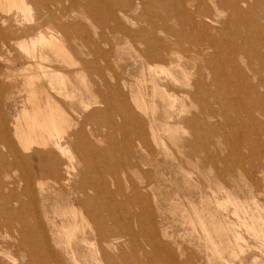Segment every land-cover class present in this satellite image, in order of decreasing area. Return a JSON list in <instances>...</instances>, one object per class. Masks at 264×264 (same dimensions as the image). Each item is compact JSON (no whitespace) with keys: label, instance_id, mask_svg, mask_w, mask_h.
<instances>
[{"label":"rangeland","instance_id":"obj_1","mask_svg":"<svg viewBox=\"0 0 264 264\" xmlns=\"http://www.w3.org/2000/svg\"><path fill=\"white\" fill-rule=\"evenodd\" d=\"M22 2L23 12L0 0V184L13 183L14 196L0 207L17 227L0 225V264H75L55 214L73 199L81 217L93 214L84 237L99 264H264V0ZM46 26L58 46L36 45L35 62L16 45ZM155 47L185 52L189 74L156 81L175 100L156 98L151 115L140 52ZM20 72L40 79L42 117L63 119L66 154L15 141L23 107L36 110ZM139 87L147 109L135 105ZM196 217L232 224L235 256L215 255ZM80 239L76 263L94 264Z\"/></svg>","mask_w":264,"mask_h":264},{"label":"bare ground","instance_id":"obj_2","mask_svg":"<svg viewBox=\"0 0 264 264\" xmlns=\"http://www.w3.org/2000/svg\"><path fill=\"white\" fill-rule=\"evenodd\" d=\"M2 2H3V4L6 3V5H7V3L10 4L9 6H13L15 9H18L22 12L25 9L23 7H27V6H24V3H23L24 1L22 2V0H2ZM26 10H28V8ZM64 19H65V17H64ZM62 21H64V20H62ZM1 23H4V20H1ZM44 28L45 27H43V29ZM36 31L37 32H35V34L32 36V39H29L28 42H25V41L20 42L19 41L20 43H18L17 45L15 44L18 49L22 50L21 52L24 51L25 55H26V53L29 54L31 59L34 60L35 62L43 59V56H42L43 51H42V49L41 50L39 49L37 51L36 45H38V47H41V48H43V47L54 48L55 46H58L57 42L55 41L54 36L52 34V32H54V31H52L49 27L45 28L44 30L41 29V31H40V29L36 30ZM59 43H61V42H59ZM62 44L63 43H61V46H62ZM157 47L152 48V49L143 50L142 52H140V57L142 58V62L144 63L143 65H145V68L148 69V81H146V83L148 84V87H146V88H149V91L151 94V97H150L151 100L150 101L147 100L146 97L142 95V92H141L142 88L141 87L136 89L137 92H136V96L134 98L135 105L139 109H147L146 103H147V101H149V103L151 104V107H150V109H151L150 114L151 115H153V113H154V110H153L154 101L153 100H155L156 98L160 99L161 102L165 103L167 106L169 105L170 108H171L172 101L175 100V97L173 95L168 94L164 91H161L159 89V85L157 84L156 81H162V83H165L167 85H169V84L176 85L177 80H176L175 76L177 75V73H180L183 76V78L187 77V75L189 74L188 71H186V68L180 63L182 56H184V57L186 56L185 52L179 51V53H177L176 51H166L167 49L165 50V48L159 49ZM189 49L192 50V49H194V47L191 46V48H189ZM192 51H195V50H192ZM154 63L155 64L161 63V64L167 65L169 68L168 73L163 72L162 69L157 70L158 68H151L150 65L154 64ZM143 71H144V69H143ZM146 72H147V70H146ZM202 72L203 71L198 69V71L195 73V75L199 78H203L204 75L207 76L206 73L203 74ZM43 73H41V74H43ZM17 74H18V72H17ZM48 74H51V73L48 72ZM19 75L22 78L21 86H22V88L25 89V93H27V96L30 98L32 105L35 104L36 110H34V112L31 115H27L29 113H25V111H26V110H24L25 106L23 107L24 128H23V130L17 129L15 136H17L18 139H16L15 141L22 140L25 142H30V144H31V143H35V142L38 143L40 140L41 141V142H39V143H41L40 145H45L46 141H49V142L51 141L52 142L51 145L53 146V148H55L56 151H58L59 153H63L64 149L60 145V140L62 139L60 137V135L63 134L62 133V127L64 125L63 119L54 118V117L52 118V109L50 111L51 115L47 114L48 117H47V115H46V117H42L41 113L38 110V103H36L38 92H41V93L43 92V91H41V89L39 90L38 87H35L39 78H37V76L32 77L31 74H30L31 76L30 75L27 76V75L21 74V72L19 73ZM46 75H47V73H46ZM16 77H18V76H16ZM139 82H140V80H139ZM143 83L145 84V82H143ZM139 85H140V83H139ZM45 92H47L46 89H45ZM51 104H53V103H51ZM39 108H40V106H39ZM43 115H44V113H43ZM152 138L153 139L156 138V136L154 135V132H153ZM19 145H21V144H19ZM34 147H36V146L34 145ZM25 148L26 147L24 146V149ZM6 149H7V153L8 154L10 153V156L11 155L13 156V154H15V150H12L10 147H8V145H7ZM28 149H30V148H28ZM69 160L71 161V159H69ZM7 170H8V165L1 163L0 173L3 175V178H5V177L7 178V175L5 173ZM68 176H69V169L67 167L65 169V178H64L65 184H67L70 180V178H68ZM11 185L13 186V183L12 184H10V183L0 184V188H2V190L6 189L5 193L1 195L2 197H0V200L3 204L7 205L11 201H13V198H14L13 193H10ZM75 202H76V200L73 199L69 203H67V205L65 207H61L59 209H56L55 214L61 220V222H60L61 227L59 226L61 232H60V235L59 234L58 235L60 236V238L62 240H64L66 242L65 243L66 244L65 250L68 252L69 256H71V260L75 264H77V263H76V260L73 256V253L71 251V242L75 240L77 235H80V238H81L80 244L82 246H85L86 248H88L89 255L92 256L91 259L93 260V263L99 264L96 253L94 252V250L91 249L92 244H89L87 242V240H85V237H84L85 236V226H87L86 225V219L87 218L91 219L93 217V214L88 213L85 210L86 217L85 218L81 217L80 212H78L79 210L77 211V209L74 208V206L76 204ZM0 205H1V203H0ZM78 206L79 207L82 206L83 207V208H81L82 210L84 208L85 209L87 208V205L84 203L82 205L79 204ZM2 214H3V212H2V209L0 207V225H4V227L9 229L10 232L11 231L17 232V227H15L14 224L5 222L2 218ZM13 219H11V220L13 221ZM202 219L203 218L196 217L195 222L199 226V228L201 229L202 235H203L205 241L208 242V244L210 245L209 248H211L212 252H214L215 255L220 257V252L223 251V249H226V250L228 249V251L230 252V255H234L235 251H238V249H239L240 237L237 236V233L234 230V227H232V224H231V228L229 227L227 222L222 223L221 226H218L217 224H215L214 221H212V218L211 219L209 218L208 221L210 224L208 225L205 222L206 220L204 221ZM44 220L46 222V225L47 224L49 226L51 225L50 219L46 214H44ZM192 224H193V222H192ZM209 228H211V229H209ZM208 230H210V231H208ZM258 230L260 231V229H258ZM56 232L58 233V231H56ZM261 232L264 233V230H262ZM90 234H92V233H90ZM11 247L14 248V246L8 244V246L5 248V250L7 251Z\"/></svg>","mask_w":264,"mask_h":264}]
</instances>
